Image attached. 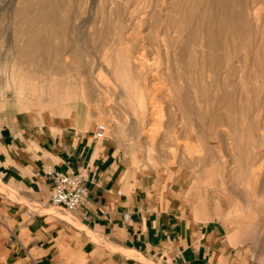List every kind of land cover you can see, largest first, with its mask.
Segmentation results:
<instances>
[{
	"label": "rangeland",
	"instance_id": "rangeland-1",
	"mask_svg": "<svg viewBox=\"0 0 264 264\" xmlns=\"http://www.w3.org/2000/svg\"><path fill=\"white\" fill-rule=\"evenodd\" d=\"M0 98L105 124L192 204L219 192L264 264V0H0Z\"/></svg>",
	"mask_w": 264,
	"mask_h": 264
},
{
	"label": "crops",
	"instance_id": "crops-1",
	"mask_svg": "<svg viewBox=\"0 0 264 264\" xmlns=\"http://www.w3.org/2000/svg\"><path fill=\"white\" fill-rule=\"evenodd\" d=\"M95 127L73 113L0 98V181L17 197L0 191L12 227L2 264H251L237 255L219 192L208 191L211 204L188 202L186 178L141 168L117 139L96 137ZM53 170L82 178L77 209L58 210L74 220L48 207L25 214L48 198Z\"/></svg>",
	"mask_w": 264,
	"mask_h": 264
},
{
	"label": "built area",
	"instance_id": "built-area-1",
	"mask_svg": "<svg viewBox=\"0 0 264 264\" xmlns=\"http://www.w3.org/2000/svg\"><path fill=\"white\" fill-rule=\"evenodd\" d=\"M107 127L103 123H97L94 134L98 138L106 135ZM52 188L48 198L44 201L31 203L25 210L28 216L31 214L47 213L46 209L50 205L53 209L65 212H74L86 195V190L82 186V178L78 173L63 171H51ZM123 218L127 219L128 214L124 213Z\"/></svg>",
	"mask_w": 264,
	"mask_h": 264
}]
</instances>
